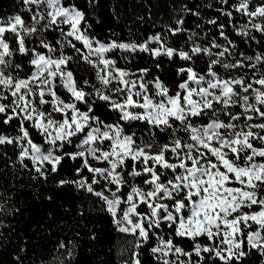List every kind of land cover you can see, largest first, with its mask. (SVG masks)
I'll return each instance as SVG.
<instances>
[{"label":"trees","instance_id":"obj_1","mask_svg":"<svg viewBox=\"0 0 264 264\" xmlns=\"http://www.w3.org/2000/svg\"><path fill=\"white\" fill-rule=\"evenodd\" d=\"M54 1L82 14L79 28L87 40L130 49L110 51L104 64L69 36V25L53 21L47 3L0 0V27L15 18L22 22L20 34L3 36L6 78L11 83L26 81L24 94L32 107L57 122L61 115L40 94L52 71L38 81L31 76L35 55L60 58L62 72L72 76L84 96V103L76 107L87 117L81 133L59 144V164H45L38 171L25 158L23 130L37 144H43L44 138L33 123L13 111L10 94L0 90V105L5 106L0 110V264H163L153 253L158 239L180 253L171 264H264V249L249 244L250 235L261 229L251 221H240V249L227 259L202 249L209 243L206 237H182L177 226L167 221L158 227L147 226L146 240L139 231L120 230L101 195L108 192L96 183L83 159L75 156L85 135L98 128L117 129L135 147H190L191 156L199 158L201 147L191 127L219 122L223 136H247L248 146L237 155L227 152L226 158L241 169L248 168L254 152L264 150V0ZM156 49L161 50L160 55L154 53ZM117 70L139 76L157 101L154 84L159 83L169 96L179 95L184 105L181 87L188 79L187 70L202 78L230 82L234 94L227 98L215 92L210 106L188 121L168 117L160 124L142 119L128 122L117 109L129 97ZM55 93L64 102L74 103L59 79L55 80ZM205 158L216 162L208 153ZM258 160L264 163V157ZM147 166L154 167V163L130 159L125 163L124 185L116 188L120 215L126 211L131 193L150 190ZM155 171L162 180L173 179L161 166ZM245 182L243 177L235 184L243 187ZM245 187L257 200L264 197V183ZM184 196L176 195L167 202L172 207ZM139 211L147 209L144 206Z\"/></svg>","mask_w":264,"mask_h":264},{"label":"rangeland","instance_id":"obj_2","mask_svg":"<svg viewBox=\"0 0 264 264\" xmlns=\"http://www.w3.org/2000/svg\"><path fill=\"white\" fill-rule=\"evenodd\" d=\"M30 2L47 3L53 21L69 25V36L89 53L99 57L104 64L110 51L130 49L104 47L87 40L79 28L83 21L82 14L74 8L61 7L54 0ZM21 27L22 22L18 18L0 27V90L10 94L14 101L13 111H19L25 121L33 123L44 138L43 144H37L23 130L27 144L25 158L31 160L40 171L45 164L53 167L59 164L62 159L59 144L81 133L87 126V117L76 107L77 103H84V96L77 90L72 76L62 72L64 62L60 58L35 55L31 76L32 81H38L44 73L52 71L48 82L40 88V94L44 101L48 98L53 111L61 115V120L57 122L32 107L24 94L26 81L11 83L6 78L4 58L7 55V44L3 36L9 32L20 34ZM154 53L160 55L161 50L156 49ZM116 76L129 93L127 102L117 107L123 119L128 122L142 119L160 124L168 117L188 121L210 106L215 92L227 98L234 94L230 82L214 77L202 78L193 70H187L188 79L181 87L185 101L182 106L179 95L169 96L159 83L154 84L157 98L160 99L157 101L149 94L139 76L124 70H117ZM56 79L71 94L74 103H66L56 95ZM261 100L264 102V95ZM4 108V104H1L0 110L4 111ZM222 129L219 122H212L205 128L191 127L193 137L201 147L200 157L195 158L191 156L190 147L183 148L179 144L135 147L128 138L120 136L117 129L92 128L77 145L75 156L83 159L84 166L96 183L108 192L101 195L108 201L120 230L131 233L139 231L146 240L147 226L158 227L161 221H167L177 226L178 235L182 237H206L209 243L202 249L214 250L218 258L227 259L234 257L240 249V221H251L261 228L250 235L249 244L264 249V197L257 200L245 187L256 182L264 183V163L258 160L264 157V150H256L249 167L241 169L231 163L226 154L230 152L237 155L240 148L248 146L247 136H223ZM206 153L213 156L216 162L206 160ZM129 159L143 160L145 163L152 161L154 167L147 166L145 169L150 190L147 193H131L127 209L120 215L117 192L124 185V165ZM188 160H192V163ZM157 166L169 171L173 179L162 180L155 171ZM243 177L246 179L244 186L236 185L235 181ZM179 194H184V199L170 207L167 200ZM144 206L147 212H140L139 208ZM254 206L259 207V210H253ZM197 250H200V246H197ZM153 253L163 264L174 263L180 255L163 239L157 240Z\"/></svg>","mask_w":264,"mask_h":264}]
</instances>
